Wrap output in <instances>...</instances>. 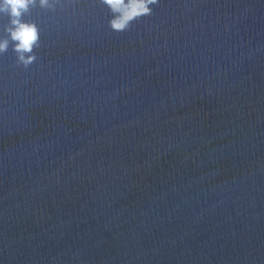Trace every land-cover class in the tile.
<instances>
[{"label": "water", "instance_id": "obj_1", "mask_svg": "<svg viewBox=\"0 0 264 264\" xmlns=\"http://www.w3.org/2000/svg\"><path fill=\"white\" fill-rule=\"evenodd\" d=\"M133 2L0 53V264H264V0Z\"/></svg>", "mask_w": 264, "mask_h": 264}, {"label": "clouds", "instance_id": "obj_2", "mask_svg": "<svg viewBox=\"0 0 264 264\" xmlns=\"http://www.w3.org/2000/svg\"><path fill=\"white\" fill-rule=\"evenodd\" d=\"M37 2L41 7H51L56 0H0V16L8 17V25L4 27L6 35L0 38V53L7 51L11 43L13 51L17 53L18 63L25 67L36 59L32 50L38 41V29L34 24L24 22L22 17L29 6ZM104 3L118 5L122 0H104ZM155 3L157 0H135L119 21L111 22V27L114 30H123L133 18L150 14V5Z\"/></svg>", "mask_w": 264, "mask_h": 264}]
</instances>
